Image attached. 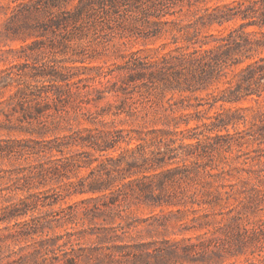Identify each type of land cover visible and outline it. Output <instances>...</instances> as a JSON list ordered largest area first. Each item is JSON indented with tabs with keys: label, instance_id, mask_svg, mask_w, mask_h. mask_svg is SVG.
<instances>
[{
	"label": "clouds",
	"instance_id": "clouds-1",
	"mask_svg": "<svg viewBox=\"0 0 264 264\" xmlns=\"http://www.w3.org/2000/svg\"><path fill=\"white\" fill-rule=\"evenodd\" d=\"M0 264H264V0H0Z\"/></svg>",
	"mask_w": 264,
	"mask_h": 264
}]
</instances>
